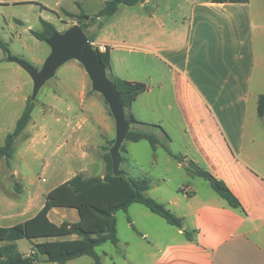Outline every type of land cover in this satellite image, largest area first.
Returning <instances> with one entry per match:
<instances>
[{"label": "crops", "instance_id": "1", "mask_svg": "<svg viewBox=\"0 0 264 264\" xmlns=\"http://www.w3.org/2000/svg\"><path fill=\"white\" fill-rule=\"evenodd\" d=\"M171 23L168 32H154L150 49L138 55L151 57L153 117L170 137L172 152L183 159L177 162V171L186 173L175 187L167 186L172 183L167 173L161 175L155 200L183 219L184 225L178 229L163 219L170 228H163L167 234H162L163 229L157 233L149 264H264V120L257 114L264 79L258 83L254 78L257 63L250 4L196 1L184 21L171 19ZM162 29H167L165 20H159ZM92 44L109 50L114 77L142 83L122 73L137 70L138 63L126 59L118 72L113 48ZM150 91L148 88L132 106L138 122L145 121L137 117L142 110L135 105ZM112 119L106 111V130L116 134ZM159 148L163 150L159 146L155 152ZM68 158L74 156L69 153ZM82 159L88 155L84 153ZM190 162L223 181L241 208L231 207L209 183L201 184V178L186 169ZM105 172L106 168L100 177ZM67 180L35 191L31 181L25 187L15 183V190L23 194L27 189V195L23 199L17 192H8L1 197L0 226L12 227L35 217L47 194ZM49 218L58 225L79 221L78 212L67 209H53ZM141 237L148 239V231H142ZM31 252L21 253L28 256ZM84 257L67 264L94 262Z\"/></svg>", "mask_w": 264, "mask_h": 264}, {"label": "rangeland", "instance_id": "2", "mask_svg": "<svg viewBox=\"0 0 264 264\" xmlns=\"http://www.w3.org/2000/svg\"><path fill=\"white\" fill-rule=\"evenodd\" d=\"M107 1L110 0H0V38L8 47L7 53L0 48V145L14 131L28 100L32 98L34 88L29 74L17 63L9 62L8 56L24 60L40 70L51 52L46 42L32 34L43 31L42 21L53 24L56 31L62 33L79 23L68 13L80 15L82 9L86 15L92 16ZM196 1L204 2L145 0V3L135 6L121 5L113 17L89 25L86 30L96 45L109 44L113 48L118 72L123 70L121 65L126 59L138 63L137 70L129 69L122 73L127 79H139L151 90L135 105V108L142 110L137 117L144 119V124L159 125L151 108V57L138 55V52L150 49L154 32H168L171 19L184 21L189 16L191 4ZM248 4L252 14L257 63L254 78L259 83L260 79H264V0H250ZM159 20H165L167 29L159 30ZM89 22L90 19L86 20V23ZM100 23L101 26L98 25ZM145 106H149L150 110ZM106 111L109 112L108 105L102 95L92 90L83 66L75 60L62 66L55 77L42 87L34 101L32 120L16 140L13 158L0 161V200L8 192H17L25 199L28 190L25 189L23 194L18 192L15 183L25 187L31 181L34 185L32 191H35L38 187L49 189L59 181L80 174L100 177L105 171L104 155L110 153L112 142L116 139L115 130H106ZM46 133L48 139L44 140ZM123 145L126 152L121 154L126 161L121 164V169L135 179H150L151 187L147 195L153 199L159 197L155 189L161 175L167 173L172 179L167 186L175 187L186 174L177 171V160L169 158L161 148L153 151L146 141L134 143L125 140ZM69 153L74 158L69 159ZM84 153L88 159H82ZM88 164L91 165L82 172V167ZM16 174L15 182L13 176ZM199 180L204 186H209L204 179ZM116 221L120 243L118 246L106 243L97 249L102 264H149L155 251L153 245L157 233L165 227L170 228L163 219L141 205H135L127 213H118ZM142 231H148V239L141 237ZM162 234H167V231L164 230ZM16 244L20 252L31 251L34 246L28 240Z\"/></svg>", "mask_w": 264, "mask_h": 264}, {"label": "trees", "instance_id": "3", "mask_svg": "<svg viewBox=\"0 0 264 264\" xmlns=\"http://www.w3.org/2000/svg\"><path fill=\"white\" fill-rule=\"evenodd\" d=\"M210 2L248 4L250 0H210ZM139 3H145V0H110L93 16L86 15L82 9L80 15L69 13L67 15L77 18L78 24L86 32L89 25H95L103 19L107 20L113 17L121 5L135 6ZM86 17L90 18L89 23H86ZM42 25V32H33L32 34L36 39L45 42L56 29L53 24L46 21H42ZM98 25L101 26V23ZM89 39L93 43L91 37ZM0 48L4 52H8V47L1 38ZM95 48L110 78L113 76L111 54L108 49L101 52L99 48ZM111 80L116 84L117 91L122 96V105L131 126L126 140L134 143L146 141L153 151L161 146L169 156L182 163L183 159L172 152L171 139L162 127L139 123L132 113L133 104L148 91V87L142 83L130 82L114 76ZM33 110L34 101L30 99L17 121L14 131L9 133L4 144L0 145V161H10L13 158L15 142L31 122ZM109 114L112 116L110 109ZM257 114L264 120V94L258 99ZM114 143L115 141L112 142L111 147ZM123 152H126L124 145L121 148V153ZM125 158L122 156V163L126 161ZM104 161L106 172L103 177L76 175L47 194L44 207L35 217L12 227L0 226V264H36L38 262L67 264L69 261L84 256L93 258L92 264H101L97 249L106 243L118 246L116 215L120 212H127L129 207L134 204L144 206L153 214L164 219L170 226L183 229V219L178 218L165 205L147 195L151 187L150 179L146 177L135 179L122 169L123 175L116 177L113 173L110 153L104 155ZM186 169L208 182L211 188L231 207L241 208V203L223 181L200 169L192 162L188 163ZM53 209L76 210L79 221L55 224L49 218ZM185 235L188 239L192 238L190 232L186 231ZM22 240H28L34 245L28 256L22 254L16 244Z\"/></svg>", "mask_w": 264, "mask_h": 264}, {"label": "water", "instance_id": "4", "mask_svg": "<svg viewBox=\"0 0 264 264\" xmlns=\"http://www.w3.org/2000/svg\"><path fill=\"white\" fill-rule=\"evenodd\" d=\"M89 19V17H86L87 21ZM45 42L51 52L40 70L35 69L28 62L10 55L8 61L20 65L31 77L34 84L32 101L37 99L42 87L54 78L57 71L66 63L75 60L83 66L91 81L92 90L102 95L115 120L116 139L110 150V156L114 175L116 177L122 176L121 148L131 130V126L127 121L126 111L122 105V96L117 91L116 84L108 77L107 70L102 65L97 49L79 24L62 33L55 30L53 35Z\"/></svg>", "mask_w": 264, "mask_h": 264}, {"label": "built area", "instance_id": "5", "mask_svg": "<svg viewBox=\"0 0 264 264\" xmlns=\"http://www.w3.org/2000/svg\"><path fill=\"white\" fill-rule=\"evenodd\" d=\"M99 50H100L101 52H103V51L106 50V48L103 47V48H100Z\"/></svg>", "mask_w": 264, "mask_h": 264}]
</instances>
